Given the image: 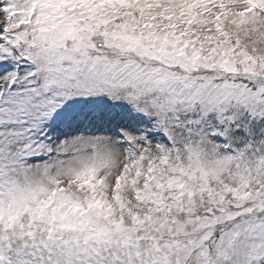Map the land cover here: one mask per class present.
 <instances>
[{
	"label": "snow or ice",
	"instance_id": "snow-or-ice-1",
	"mask_svg": "<svg viewBox=\"0 0 264 264\" xmlns=\"http://www.w3.org/2000/svg\"><path fill=\"white\" fill-rule=\"evenodd\" d=\"M0 264H264V0H0Z\"/></svg>",
	"mask_w": 264,
	"mask_h": 264
}]
</instances>
